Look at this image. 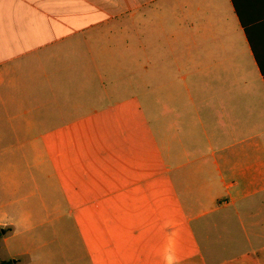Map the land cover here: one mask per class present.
<instances>
[{
	"label": "crops",
	"instance_id": "obj_1",
	"mask_svg": "<svg viewBox=\"0 0 264 264\" xmlns=\"http://www.w3.org/2000/svg\"><path fill=\"white\" fill-rule=\"evenodd\" d=\"M94 16L151 33L126 47L140 94L69 119ZM1 116L12 132L19 117L26 132L109 128L78 156L82 185L64 180L93 197L81 248L45 264H264V0H0Z\"/></svg>",
	"mask_w": 264,
	"mask_h": 264
},
{
	"label": "rangeland",
	"instance_id": "obj_2",
	"mask_svg": "<svg viewBox=\"0 0 264 264\" xmlns=\"http://www.w3.org/2000/svg\"><path fill=\"white\" fill-rule=\"evenodd\" d=\"M85 11L93 13L88 7ZM93 18L85 22L84 65L70 69L69 104L78 99L80 107H70L73 114L69 119H83L90 105L106 106L122 97V92L140 94L141 63L134 62L126 47L141 43L146 40L144 34L151 33L137 21L134 32L125 31V16L106 23ZM156 23L149 26V32L156 29ZM133 33L135 39L131 38ZM92 94L98 95V101H88L85 106L83 101ZM25 119L10 118L18 129L12 132L3 130L10 127L5 116L0 118V218L11 228H3L7 232L0 238V261L45 264L48 255L75 254L81 248L76 245L80 241L81 207L91 203L93 197L79 190V196H72L64 180L71 176L82 185L86 176L77 166L78 156L87 153L83 146L91 141L100 142L105 136L107 142L109 128L71 134L26 132L24 126H17ZM66 136L70 140L66 141ZM50 142V148L42 147Z\"/></svg>",
	"mask_w": 264,
	"mask_h": 264
},
{
	"label": "trees",
	"instance_id": "obj_3",
	"mask_svg": "<svg viewBox=\"0 0 264 264\" xmlns=\"http://www.w3.org/2000/svg\"><path fill=\"white\" fill-rule=\"evenodd\" d=\"M7 231L5 230V232L3 231V229L0 228V238L3 236V234H5ZM0 264H13V262L11 260H2L0 261Z\"/></svg>",
	"mask_w": 264,
	"mask_h": 264
}]
</instances>
